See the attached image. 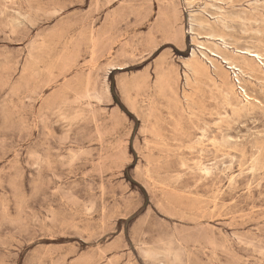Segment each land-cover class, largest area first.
Listing matches in <instances>:
<instances>
[{
	"label": "rangeland",
	"instance_id": "1",
	"mask_svg": "<svg viewBox=\"0 0 264 264\" xmlns=\"http://www.w3.org/2000/svg\"><path fill=\"white\" fill-rule=\"evenodd\" d=\"M161 2L0 0V264H264V0Z\"/></svg>",
	"mask_w": 264,
	"mask_h": 264
},
{
	"label": "snow or ice",
	"instance_id": "2",
	"mask_svg": "<svg viewBox=\"0 0 264 264\" xmlns=\"http://www.w3.org/2000/svg\"><path fill=\"white\" fill-rule=\"evenodd\" d=\"M151 7H152V16L150 17V20L159 24L161 18L158 13L161 12L166 7V5L162 2L157 3V0H152ZM153 34L155 37V41L152 44V46L148 49V52H151L152 55L149 57L148 52H145V57L147 58L148 62L151 63L152 59L159 58L157 60L158 64L175 63L177 65H180L181 68H183L184 65L181 64L179 57L181 55L183 56L188 55V52L184 50L187 47L188 41L190 39L188 33L185 32L183 34V41H182L181 33L178 27L173 29L170 25H164L161 26L158 30L153 29ZM259 59L264 60V57H260ZM153 67H155V65ZM154 78L155 77H153V79ZM109 80L111 81L112 94L116 95V89L118 87H122V85H118V83L112 80L111 77H109ZM261 100H264V97H261L255 102L257 104H260ZM121 107H123V105ZM125 111L127 112L128 110L125 109ZM10 131H11L10 128H8L7 126L4 127L3 132L5 135H7ZM37 147H39V145H37Z\"/></svg>",
	"mask_w": 264,
	"mask_h": 264
},
{
	"label": "bare ground",
	"instance_id": "3",
	"mask_svg": "<svg viewBox=\"0 0 264 264\" xmlns=\"http://www.w3.org/2000/svg\"><path fill=\"white\" fill-rule=\"evenodd\" d=\"M259 58H260V57H259V55H258L257 53H251V54L248 56V59L251 60V61H253L254 59H258V60H260Z\"/></svg>",
	"mask_w": 264,
	"mask_h": 264
}]
</instances>
